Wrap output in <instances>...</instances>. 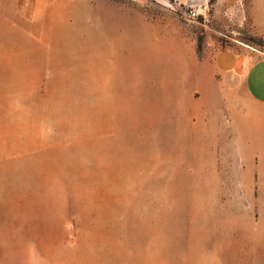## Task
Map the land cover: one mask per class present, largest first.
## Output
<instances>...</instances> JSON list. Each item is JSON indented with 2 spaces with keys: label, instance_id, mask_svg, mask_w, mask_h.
I'll list each match as a JSON object with an SVG mask.
<instances>
[{
  "label": "rangeland",
  "instance_id": "1",
  "mask_svg": "<svg viewBox=\"0 0 264 264\" xmlns=\"http://www.w3.org/2000/svg\"><path fill=\"white\" fill-rule=\"evenodd\" d=\"M107 2L0 38V264H264L244 139H178L253 0Z\"/></svg>",
  "mask_w": 264,
  "mask_h": 264
},
{
  "label": "crops",
  "instance_id": "2",
  "mask_svg": "<svg viewBox=\"0 0 264 264\" xmlns=\"http://www.w3.org/2000/svg\"><path fill=\"white\" fill-rule=\"evenodd\" d=\"M85 1L94 13L95 0H0V38L19 39L20 33L27 38L35 27L57 31L75 20ZM103 1L108 6L109 0ZM253 6L256 34L264 39V0H253ZM207 63L209 90L202 87L192 94L187 132L178 139H244L246 147L239 152L250 161L244 165L264 176V56L234 45L216 50Z\"/></svg>",
  "mask_w": 264,
  "mask_h": 264
},
{
  "label": "built area",
  "instance_id": "3",
  "mask_svg": "<svg viewBox=\"0 0 264 264\" xmlns=\"http://www.w3.org/2000/svg\"><path fill=\"white\" fill-rule=\"evenodd\" d=\"M198 12H199V9H191V11L188 13V16L190 18H194L197 16Z\"/></svg>",
  "mask_w": 264,
  "mask_h": 264
},
{
  "label": "trees",
  "instance_id": "4",
  "mask_svg": "<svg viewBox=\"0 0 264 264\" xmlns=\"http://www.w3.org/2000/svg\"><path fill=\"white\" fill-rule=\"evenodd\" d=\"M200 47V44H199V46H198V48Z\"/></svg>",
  "mask_w": 264,
  "mask_h": 264
}]
</instances>
